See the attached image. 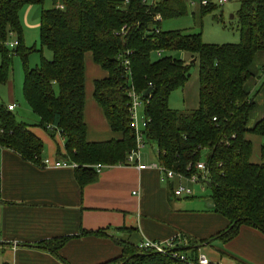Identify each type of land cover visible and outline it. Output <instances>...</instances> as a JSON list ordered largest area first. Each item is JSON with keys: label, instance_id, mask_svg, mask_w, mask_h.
<instances>
[{"label": "trees", "instance_id": "trees-1", "mask_svg": "<svg viewBox=\"0 0 264 264\" xmlns=\"http://www.w3.org/2000/svg\"><path fill=\"white\" fill-rule=\"evenodd\" d=\"M46 1L0 0V84L8 81L12 59L19 56L23 99L38 117L39 127L51 125L59 130L69 160L77 165L79 184L95 180V166L125 164L126 155L135 147L129 126L128 91L132 89L144 106V141L155 146L157 164L190 176L197 173L196 163H204L209 201L228 221L227 228L213 239L229 241L242 225L264 235V144L261 163L254 164L250 160L252 143L247 139L248 134L264 138V118L248 128L253 99L244 89L255 55L264 51V0H239V42L223 45L204 44L198 32L160 29L165 19L187 13V0H161L151 8L142 0L127 4L123 0H51L52 7L40 12L39 44L52 58L41 57L40 63L30 68L27 58L35 48L27 50L23 45L19 12L24 6L42 7ZM198 7L206 13L217 6ZM156 15L159 21L154 20ZM11 39L18 42L14 48L7 45ZM157 52L161 55L152 60ZM166 52L184 53L187 59L162 56ZM87 56L106 73L105 78L94 81L93 98L110 129L121 133L119 140L86 141ZM196 64L198 107L190 111L169 108L170 94L184 88ZM0 146L25 160L41 162L42 142L3 103ZM64 241H46L39 248L57 256ZM120 245L122 257L110 264H187ZM189 250V259L195 258L197 248Z\"/></svg>", "mask_w": 264, "mask_h": 264}, {"label": "crops", "instance_id": "crops-1", "mask_svg": "<svg viewBox=\"0 0 264 264\" xmlns=\"http://www.w3.org/2000/svg\"><path fill=\"white\" fill-rule=\"evenodd\" d=\"M92 64L90 75L85 65L86 141L119 140L121 133L110 129L94 101L93 83L106 73ZM249 71L244 89L253 99L247 125L251 129L264 118V51L255 55ZM10 105L15 107L12 114L22 111L13 100L5 107ZM26 116L32 124L21 122L43 144L41 162L25 160L0 146V264H110L122 257L120 243L137 249L144 241L174 239H180L177 247L184 249L177 250L186 257L192 246H201L197 254L206 256L201 248L214 245L218 255L211 260L206 256L212 264H264V235L242 225L229 241L213 239L228 221L213 210L208 197L196 196L197 191L174 197L173 189L186 181L162 180L159 168L153 167L157 165L153 147L145 153V146L141 149L139 164L145 169L139 170L136 164H102L93 167L95 180L80 185L75 177L77 165L69 160L59 130L51 125L39 127L32 111ZM247 139L252 143L251 162L260 164L264 138L248 134ZM200 188L203 192L205 185ZM60 240L65 241L58 257L39 248L43 242Z\"/></svg>", "mask_w": 264, "mask_h": 264}, {"label": "rangeland", "instance_id": "rangeland-1", "mask_svg": "<svg viewBox=\"0 0 264 264\" xmlns=\"http://www.w3.org/2000/svg\"><path fill=\"white\" fill-rule=\"evenodd\" d=\"M198 4V0H187V13L179 18L165 19L161 22L160 29L162 31L179 30L186 33L198 32L201 33L202 42L208 45L237 44L239 42V25L236 17L239 9V0H230L223 6L213 8L206 13L200 11ZM51 7L52 1L47 0L42 7L38 5L24 6L19 12L23 45L27 50L35 48V51L31 52L27 58L30 68L36 67L40 63L41 57L46 60L52 58L51 53L45 48L41 49L39 44L40 12L42 9H49ZM162 56H171L180 60L187 59L186 54L178 52H166L163 53ZM157 58V55H152V60ZM86 59L88 60V57H85V65L90 75V73L93 72V64L91 61V63L87 62ZM23 78V62L19 56H14L8 81L5 84H0V103L6 105L13 100L17 103V109L21 108L23 111L18 110V112L16 111L14 113L16 120L18 122L24 121L25 123L32 124V121H27L29 118L26 116H31V111L22 95ZM197 95L198 66L196 64L191 68L190 77L184 88L178 89L170 94L168 106L171 109L179 111L196 109L198 107ZM137 113L139 118L144 117L143 105L137 108ZM150 146L156 149L153 144H146L142 152L145 153ZM202 155H204V153H202ZM183 185H189L194 193L197 191L196 196H199L202 200H206L207 197L209 198L210 191L207 187L204 188L202 192L200 184H187V182H183ZM212 246L214 245L201 248V252L210 260L218 255L217 252L212 249Z\"/></svg>", "mask_w": 264, "mask_h": 264}, {"label": "built area", "instance_id": "built-area-1", "mask_svg": "<svg viewBox=\"0 0 264 264\" xmlns=\"http://www.w3.org/2000/svg\"><path fill=\"white\" fill-rule=\"evenodd\" d=\"M130 0H123L124 4L129 3ZM161 0H142V3L147 6V8H151L155 6ZM230 0H201L198 5L206 6L208 4L215 5L217 7L223 6L225 3L229 2ZM193 4V3H192ZM155 21H159L160 17L156 15L154 17ZM11 38L14 37L13 34H9ZM9 48H14L18 45L16 40H9L7 43ZM156 55L159 57L161 55L160 52H157ZM127 62L125 63V65ZM128 96L130 98V129L134 133L135 137V147L127 154L126 156V163L129 164H136L139 170H143L146 168L145 165H140V157H141V149L145 146L144 135L143 131L147 126V119L144 116L143 118L138 117L137 108L142 104L141 99L136 95V93L130 89L128 91ZM14 105L7 106L8 111L14 110ZM215 120V119H213ZM48 161H44V165L47 164ZM66 166V163H56L55 166ZM100 168V165H98ZM153 167H158L161 174L162 180L171 182L172 180H185L188 184H203L205 185V181L207 179L208 173L206 167L204 166L203 162H198L195 164L194 169L197 173H193L190 176H183L182 174L175 173L173 171L167 170L164 167L154 165ZM1 191H2V172L0 170V199H1ZM193 190L189 185L179 184L173 189V196L180 198L182 196H191L193 194ZM180 241V239L168 240L165 242H157V241H144L139 245L140 250L150 251L154 253H158L164 256L171 257L174 260L185 262L187 264H212L209 259L201 254H197L195 258L189 259L185 255L181 254L177 249L176 242Z\"/></svg>", "mask_w": 264, "mask_h": 264}, {"label": "water", "instance_id": "water-1", "mask_svg": "<svg viewBox=\"0 0 264 264\" xmlns=\"http://www.w3.org/2000/svg\"><path fill=\"white\" fill-rule=\"evenodd\" d=\"M149 92H150V89H148V90H147V92L145 93V95H148V93H149ZM207 186L209 187V186H210V184H207ZM207 244H208V242H207ZM200 247H201V246H199V247H196V248L198 249V248H200Z\"/></svg>", "mask_w": 264, "mask_h": 264}]
</instances>
